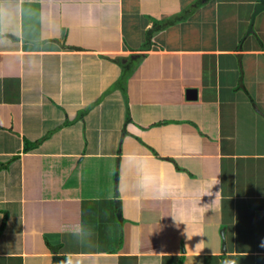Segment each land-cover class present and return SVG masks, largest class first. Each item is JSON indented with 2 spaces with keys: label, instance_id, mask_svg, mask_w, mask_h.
Masks as SVG:
<instances>
[{
  "label": "crops",
  "instance_id": "crops-1",
  "mask_svg": "<svg viewBox=\"0 0 264 264\" xmlns=\"http://www.w3.org/2000/svg\"><path fill=\"white\" fill-rule=\"evenodd\" d=\"M258 4L0 0V264H264Z\"/></svg>",
  "mask_w": 264,
  "mask_h": 264
},
{
  "label": "trees",
  "instance_id": "trees-1",
  "mask_svg": "<svg viewBox=\"0 0 264 264\" xmlns=\"http://www.w3.org/2000/svg\"><path fill=\"white\" fill-rule=\"evenodd\" d=\"M175 23V21L174 20H172V21H169V22H165L164 24H163V26H160V27H156V28H154L153 29V31H156V30H161V28H167V26H169V25H173ZM149 35V39H150V37H151V34L149 33L148 34ZM147 46H148V44H146ZM65 48H67V46L65 47ZM67 49H74V48H67ZM139 60H137V61H131V62H129V63H127L126 65H123V72H122V75H125V76H127V75H129V73L131 72V71H133V69H134V65H133V63H136V62H138ZM30 148H35L36 146L35 145H33V144H31L30 146H29Z\"/></svg>",
  "mask_w": 264,
  "mask_h": 264
},
{
  "label": "clouds",
  "instance_id": "clouds-1",
  "mask_svg": "<svg viewBox=\"0 0 264 264\" xmlns=\"http://www.w3.org/2000/svg\"><path fill=\"white\" fill-rule=\"evenodd\" d=\"M86 233L87 237L90 238L92 236V231L91 229L83 224H78L74 226L72 235L75 236L78 240L81 241V236ZM229 264H236L235 260H232L229 262Z\"/></svg>",
  "mask_w": 264,
  "mask_h": 264
},
{
  "label": "water",
  "instance_id": "water-1",
  "mask_svg": "<svg viewBox=\"0 0 264 264\" xmlns=\"http://www.w3.org/2000/svg\"><path fill=\"white\" fill-rule=\"evenodd\" d=\"M262 9H264V6H263L262 4H258V5L256 6V11H255V13H254V15H253V19H255V17H256V15L258 14V12H259L260 10H262ZM196 95H197V93H196L195 91H192V90L188 91V93H187V97H188L189 100H194V99H196ZM60 258H61V257L55 256L52 264H56V263H57L58 261H60V260L63 261V259H60Z\"/></svg>",
  "mask_w": 264,
  "mask_h": 264
}]
</instances>
